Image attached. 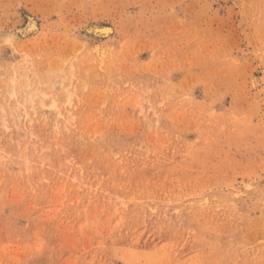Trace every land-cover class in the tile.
<instances>
[{"label":"rangeland","instance_id":"374dc122","mask_svg":"<svg viewBox=\"0 0 264 264\" xmlns=\"http://www.w3.org/2000/svg\"><path fill=\"white\" fill-rule=\"evenodd\" d=\"M0 264H264V0H0Z\"/></svg>","mask_w":264,"mask_h":264},{"label":"bare ground","instance_id":"6f19581e","mask_svg":"<svg viewBox=\"0 0 264 264\" xmlns=\"http://www.w3.org/2000/svg\"><path fill=\"white\" fill-rule=\"evenodd\" d=\"M25 26H24V28L21 30V33H22V35L23 36H25V35H28L29 33H31V32H35L36 30H37V23H36V21L33 19V18H27V21H26V23L24 24ZM92 31L94 32V33H96V34H100L101 36L102 35H105V36H107V35H109L111 32H112V30H111V28H109V27H107V26H94L93 27V29H92ZM91 33V32H90ZM93 34V33H92ZM21 37V36H20ZM32 86V84H28V87H31ZM54 88H55V82H54ZM33 96H34V98L37 96V95H40L38 92H35V93H31ZM42 95H44L45 96V92H44V94L42 93ZM27 98H26V100L27 101H30L31 103H32V101H33V98H32V96L30 95V93H28V95L26 96ZM24 98V97H23ZM44 98V97H43ZM42 99V98H41ZM26 101V102H27ZM20 118H22V117H20L19 116V119Z\"/></svg>","mask_w":264,"mask_h":264}]
</instances>
